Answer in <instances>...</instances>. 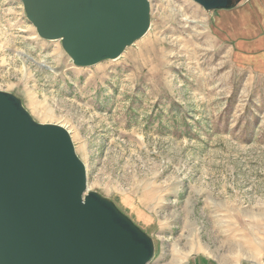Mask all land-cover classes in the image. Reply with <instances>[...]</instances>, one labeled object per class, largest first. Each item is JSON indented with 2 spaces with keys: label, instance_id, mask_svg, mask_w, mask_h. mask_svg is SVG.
Masks as SVG:
<instances>
[{
  "label": "rangeland",
  "instance_id": "1",
  "mask_svg": "<svg viewBox=\"0 0 264 264\" xmlns=\"http://www.w3.org/2000/svg\"><path fill=\"white\" fill-rule=\"evenodd\" d=\"M244 1L148 0L141 38L78 67L20 0H0V92L67 131L85 193L151 240L147 264L264 255V74L237 62L217 26Z\"/></svg>",
  "mask_w": 264,
  "mask_h": 264
},
{
  "label": "water",
  "instance_id": "2",
  "mask_svg": "<svg viewBox=\"0 0 264 264\" xmlns=\"http://www.w3.org/2000/svg\"><path fill=\"white\" fill-rule=\"evenodd\" d=\"M39 37L78 67L117 58L149 28L148 0H20ZM205 10L228 0H192ZM67 131L0 92V264H147L151 240L86 194Z\"/></svg>",
  "mask_w": 264,
  "mask_h": 264
},
{
  "label": "crops",
  "instance_id": "3",
  "mask_svg": "<svg viewBox=\"0 0 264 264\" xmlns=\"http://www.w3.org/2000/svg\"><path fill=\"white\" fill-rule=\"evenodd\" d=\"M217 26L236 53L237 62L254 73L264 74V0H245L239 6L221 12ZM189 264L231 263L197 257ZM239 264H264V255L258 260Z\"/></svg>",
  "mask_w": 264,
  "mask_h": 264
}]
</instances>
